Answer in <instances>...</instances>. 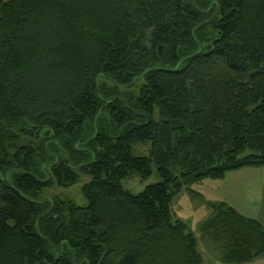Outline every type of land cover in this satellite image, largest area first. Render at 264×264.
<instances>
[{
  "label": "trees",
  "instance_id": "16d2710c",
  "mask_svg": "<svg viewBox=\"0 0 264 264\" xmlns=\"http://www.w3.org/2000/svg\"><path fill=\"white\" fill-rule=\"evenodd\" d=\"M193 1L0 0V264H203L172 203L264 167V0ZM77 170L87 206L53 199L37 229ZM211 206L222 263L264 256L262 224Z\"/></svg>",
  "mask_w": 264,
  "mask_h": 264
},
{
  "label": "rangeland",
  "instance_id": "374dc122",
  "mask_svg": "<svg viewBox=\"0 0 264 264\" xmlns=\"http://www.w3.org/2000/svg\"><path fill=\"white\" fill-rule=\"evenodd\" d=\"M6 2L7 0H3ZM156 120L158 117L156 116ZM150 144L136 145L132 150L134 156H148ZM153 175L146 181H142L136 174H132L128 179L123 182L125 190L131 192L134 195L140 194L146 187L157 184L160 182V178L157 174L156 167L153 165ZM255 170L257 175H264V169ZM79 180L78 182L69 188L59 186L55 181L52 187L45 189L41 194L43 200L61 199L65 202H73L78 207L87 206V201L83 196V188L91 182V176L77 170ZM219 180L205 179L204 181L193 184L191 187L196 192L200 193L203 198L193 197L187 192H182L173 200L172 215L174 220L180 218L187 223L192 233L198 240V251L202 253L204 264H218L216 263V257L218 255L217 250L213 247V240L210 236L206 235L204 226L210 222L214 217V209L209 204V201H214L221 198L223 195L229 196L234 199L237 206L244 211V213L250 212V206L253 204L259 205V201H254L250 206L242 205V196L239 193L234 195H228L226 191L218 190ZM248 195V194H247ZM245 196V194H244ZM260 198V197H259ZM264 212V211H263ZM264 222V217L255 215ZM212 240V241H211ZM222 247V246H221ZM253 264H264V258L253 262Z\"/></svg>",
  "mask_w": 264,
  "mask_h": 264
},
{
  "label": "crops",
  "instance_id": "0c3cea01",
  "mask_svg": "<svg viewBox=\"0 0 264 264\" xmlns=\"http://www.w3.org/2000/svg\"><path fill=\"white\" fill-rule=\"evenodd\" d=\"M260 168L264 169V167H260ZM260 168H258V169H260ZM255 170H257V169L256 168H244V169H241L238 171L230 172L226 175V177L224 179L216 181L217 182L216 184L219 185L217 188L218 190H222V192L226 191V193L228 195H234L236 193H239L240 195L242 194V196L239 197L240 199H242V205H247V203H248L249 204L248 206H250L254 201L258 200L259 205L253 204L252 206H250L249 214H248V212L244 213V211L242 209H240L237 206V204L234 202V199L229 197V196H226V195H223L221 198H219L217 200L209 201V204L212 205V204L226 203L231 208L236 210L240 215H242L246 218L256 220L260 224H262L264 227V222L261 221V219L259 217L255 216V215H260V216L264 217V212H263L264 211V175H257V173H254ZM183 191L189 193L193 197L203 198V196L200 193L193 190L192 187H190L189 189H185ZM244 194H245V196H244ZM172 206H173V203H172ZM176 220H181V219L177 218ZM181 221H183V220H181ZM212 242H213L212 243L213 247L217 250V253H218L217 257L215 258L216 263L224 264L221 262V257H222V253H223V249H222L221 245L214 242V241H212ZM197 248H199L198 240H197ZM199 253L202 256V253L200 251H199ZM262 258H264V256L257 258L254 261H252L250 263H246V264H253V262L258 261ZM202 259H203V257H202ZM203 264H204V260H203Z\"/></svg>",
  "mask_w": 264,
  "mask_h": 264
},
{
  "label": "water",
  "instance_id": "95a60500",
  "mask_svg": "<svg viewBox=\"0 0 264 264\" xmlns=\"http://www.w3.org/2000/svg\"><path fill=\"white\" fill-rule=\"evenodd\" d=\"M192 3L194 4V1L192 0ZM212 6H213V4L210 6V8H209V10L207 11V13L210 11V9L212 8ZM200 26L201 25H199L194 31H193V35H194V33L200 28ZM199 45V51H198V53L197 54H199L201 51H202V46L200 45V44H198ZM189 59V58H188ZM188 59H184V60H182L178 65H177V67H176V69L175 70H177L178 68H179V66L183 63V62H185V60H188ZM153 70H156V69H149V70H147L146 72H144L143 73V75L141 76V77H139L134 83H132V84H130V85H128L127 87H130V86H133L134 84H136L137 82H139L147 73H149V72H151V71H153ZM100 79H107V80H110V77L108 76V75H105V74H101V75H99L98 77H97V92H98V95H100V85H99V80ZM114 83V82H113ZM148 118V120H149V117H147ZM97 134H98V130H97V128H96V132H95V135L93 136V138L90 140V141H92L96 136H97ZM82 144H84V143H82V142H80V143H78L77 145H76V149H78ZM68 161H69V163H70V159L68 158ZM58 162V159H56V161H55V164ZM92 162H94V159L92 160ZM91 162V163H92ZM48 165H50V164H45L42 168H43V170L45 169V167H47ZM82 166H79V167H75V168H78V169H80ZM50 180V176L49 175H47V178H46V180H45V182H47V181H49ZM7 181H8V178H7ZM21 196L23 197V198H25V199H27L24 195H22L21 194ZM28 200V199H27ZM45 203H50L51 204V209H50V211H47V212H45V213H43L42 215H41V217L38 219V221H37V223H36V227H37V229H38V224H39V221L46 215V214H48L49 212H51L52 210H53V208H54V203H53V201L52 200H44V201H42V202H40V203H36V204H45ZM54 249V248H53ZM55 254V249L53 250V255ZM76 263V261H75V259H74V261H73V264H75Z\"/></svg>",
  "mask_w": 264,
  "mask_h": 264
}]
</instances>
